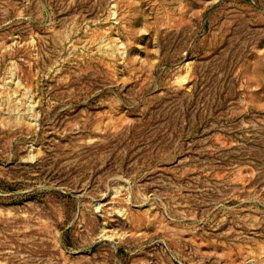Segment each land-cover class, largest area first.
<instances>
[{
	"label": "rangeland",
	"instance_id": "obj_1",
	"mask_svg": "<svg viewBox=\"0 0 264 264\" xmlns=\"http://www.w3.org/2000/svg\"><path fill=\"white\" fill-rule=\"evenodd\" d=\"M0 264H264V0H0Z\"/></svg>",
	"mask_w": 264,
	"mask_h": 264
}]
</instances>
